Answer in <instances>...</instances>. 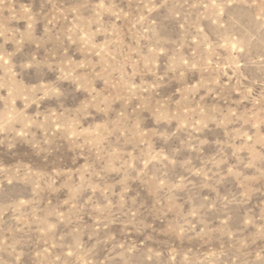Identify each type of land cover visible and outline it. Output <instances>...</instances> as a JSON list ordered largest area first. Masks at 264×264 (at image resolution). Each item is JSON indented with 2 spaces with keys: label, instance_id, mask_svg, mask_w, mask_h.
<instances>
[{
  "label": "rangeland",
  "instance_id": "374dc122",
  "mask_svg": "<svg viewBox=\"0 0 264 264\" xmlns=\"http://www.w3.org/2000/svg\"><path fill=\"white\" fill-rule=\"evenodd\" d=\"M0 264H264V0H0Z\"/></svg>",
  "mask_w": 264,
  "mask_h": 264
}]
</instances>
